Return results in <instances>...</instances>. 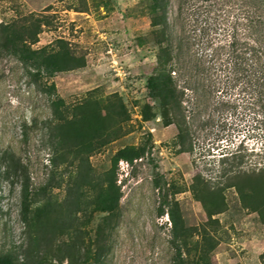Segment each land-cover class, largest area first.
<instances>
[{"label":"rangeland","instance_id":"obj_1","mask_svg":"<svg viewBox=\"0 0 264 264\" xmlns=\"http://www.w3.org/2000/svg\"><path fill=\"white\" fill-rule=\"evenodd\" d=\"M152 3L0 0V23L13 25L18 35L41 24L32 48L62 39L85 57L82 68L31 76L17 57L0 54V250L18 249L16 264H91L85 258L96 249L93 240L103 224L101 264H171L172 222L157 214L163 199L166 211L177 206L191 234L182 247L186 264H194L203 249H210L215 264H264V220L242 206L228 186L235 175L264 169V95L254 106L245 72L236 82L217 61H209L234 31L247 37L257 1L169 0V28L181 51L175 80L181 89L188 87L178 118L182 135L176 124H164L160 104L146 86L161 39L151 24ZM199 58L216 67L214 76L195 71ZM211 79L217 83L214 92L205 84ZM144 105L155 113L148 121L142 119ZM92 112L99 121L83 134L54 128L59 118L80 124ZM127 145L146 152L127 173L118 170L117 212H94L96 190L86 185L79 188L76 206L66 203L80 173L96 180ZM222 153L229 155L224 164ZM56 154L57 168L51 169L48 159ZM24 180L34 193L28 221L20 210ZM46 184L53 186L41 191ZM206 187L223 200L221 212L211 217L218 208L214 198L204 196ZM70 207L76 213L68 220Z\"/></svg>","mask_w":264,"mask_h":264},{"label":"trees","instance_id":"obj_2","mask_svg":"<svg viewBox=\"0 0 264 264\" xmlns=\"http://www.w3.org/2000/svg\"><path fill=\"white\" fill-rule=\"evenodd\" d=\"M200 3H207L210 0H193ZM257 6H253L254 17L250 21L248 26V33L245 39H241L238 33L234 31L227 41L226 47L220 46L216 48L209 59V61H217L220 69H225L236 80L239 78L241 72H245V84L250 90L253 96L254 106L257 105L256 101L264 95V0H256ZM151 5V24L156 28L155 32L160 36L158 41V53L156 56L155 73L148 77L147 88L151 97L158 100L160 108L162 110V118L165 125L176 124L179 130V135L184 132L183 127L179 122V111L181 107V97L188 87L182 88L175 80L176 62L179 61L181 51L180 47L176 45L172 38L169 21L167 18V8L169 0H152ZM41 24H35L33 30L25 33L27 28H23V31L18 35V32L14 29L13 25L0 23V54L8 53L18 58V60L26 68L28 74L36 76L44 74L46 76H52L57 72L70 71L82 68L85 65V57L83 55H77L68 46V43L62 39L56 40L51 45H46L39 49L32 48L37 40L39 33V27ZM27 34V37L24 35ZM221 54L226 55L225 59L220 57ZM216 59V60H215ZM208 60L197 59L195 71L199 74L206 72L208 77L214 76L216 67L212 66ZM206 63L210 65L206 66ZM206 75V76H207ZM232 75V76H231ZM208 81V80H207ZM207 86L212 89L217 88L216 79L208 81ZM54 89V85L51 87ZM58 101L61 102L60 99ZM59 104V103H58ZM57 105L52 101V106ZM173 112V113H172ZM142 119L148 121L155 116V113L151 111L149 105H144L142 108ZM184 119V115L180 116ZM59 124L54 127L63 133V130L67 131V135L73 132L83 134L85 127L95 125L99 118L94 112L87 114L81 120L80 124L66 119L59 118ZM73 132H72V131ZM52 138L55 140L54 136ZM54 145L58 142H53ZM145 148L127 145L118 149L111 158V165L99 178L94 180L89 172L85 176L81 173L75 180V184L72 185V189L69 193L73 195V199H66L67 204L74 203L75 199H78L79 188L83 185L91 186L95 188L96 193L93 197L91 205L94 212L105 213L111 215L117 212L121 199L120 186L117 185L118 177V162L125 160L132 164L135 160L143 159L145 156ZM237 154H231V157H236ZM228 153H222L220 161L222 164L228 159ZM57 154L50 155L48 159V165L51 169L57 168ZM81 167V166H80ZM51 184H46L40 187L41 191H45L46 187ZM53 186V185H51ZM229 187H233L238 195V200L245 208L251 209L257 212L262 220H264V169L258 171L255 174H243L235 175L228 183ZM29 185L26 180L21 184L20 189V210L22 218L26 221L29 219V213L31 205L33 203ZM205 197L214 198L215 211H210L209 216L221 212V206L223 200L217 191L211 190L209 187L205 188ZM166 199H163L160 205L157 207V214H166L171 222V238L170 244L174 249L171 264H186L184 259L182 247L187 246L188 239L190 237L189 229L182 224L177 206L174 209H168L166 211L165 204ZM76 206V205H75ZM76 213L73 208L67 211V219L70 220L73 214ZM105 223V222H104ZM104 224L99 225L96 231L93 245L96 249H92L85 258V262L91 264H101V255L106 251L104 247ZM210 249H203L199 252L194 264H215L210 258L208 253ZM26 252V251H25ZM187 254H191L187 250ZM20 254L18 249L9 247L0 250V264H16ZM90 258L92 260L90 261ZM39 264V263H37Z\"/></svg>","mask_w":264,"mask_h":264},{"label":"built area","instance_id":"obj_3","mask_svg":"<svg viewBox=\"0 0 264 264\" xmlns=\"http://www.w3.org/2000/svg\"><path fill=\"white\" fill-rule=\"evenodd\" d=\"M131 167V164L125 160H120L118 162V170H120L122 173H127V169ZM119 176V173H118Z\"/></svg>","mask_w":264,"mask_h":264}]
</instances>
